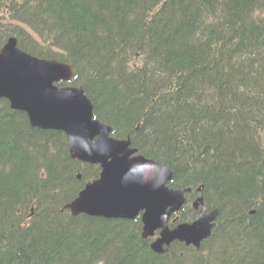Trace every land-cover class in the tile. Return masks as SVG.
I'll use <instances>...</instances> for the list:
<instances>
[{"label":"trees","instance_id":"1","mask_svg":"<svg viewBox=\"0 0 264 264\" xmlns=\"http://www.w3.org/2000/svg\"><path fill=\"white\" fill-rule=\"evenodd\" d=\"M11 36L72 63L112 134L169 165L189 199L203 184L219 216L200 251L158 254L139 217L73 215L100 166L0 98V264L264 261V0H0V49Z\"/></svg>","mask_w":264,"mask_h":264},{"label":"water","instance_id":"2","mask_svg":"<svg viewBox=\"0 0 264 264\" xmlns=\"http://www.w3.org/2000/svg\"><path fill=\"white\" fill-rule=\"evenodd\" d=\"M75 74L68 62L23 50L15 36L0 49V98L26 112L33 127L65 132L73 158L101 167L99 177L88 182L66 207L73 215L104 218L132 220L141 213L144 237L161 229L151 243L156 252L165 251L163 245L174 240L199 249L212 231L218 209L207 212L203 207L195 221L170 229L172 214L181 209L191 188L169 186L174 175L169 165L138 153L130 137L112 136V126L95 117L94 103L85 88L59 84L71 81ZM198 201L203 202L202 193L195 206Z\"/></svg>","mask_w":264,"mask_h":264},{"label":"bare ground","instance_id":"3","mask_svg":"<svg viewBox=\"0 0 264 264\" xmlns=\"http://www.w3.org/2000/svg\"><path fill=\"white\" fill-rule=\"evenodd\" d=\"M260 247V246H259Z\"/></svg>","mask_w":264,"mask_h":264}]
</instances>
